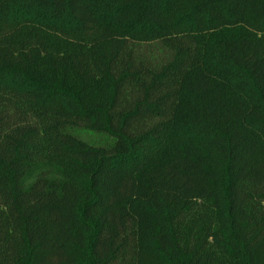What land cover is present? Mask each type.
Listing matches in <instances>:
<instances>
[{"label":"trees","instance_id":"1","mask_svg":"<svg viewBox=\"0 0 264 264\" xmlns=\"http://www.w3.org/2000/svg\"><path fill=\"white\" fill-rule=\"evenodd\" d=\"M0 264H264V0H0Z\"/></svg>","mask_w":264,"mask_h":264},{"label":"rangeland","instance_id":"2","mask_svg":"<svg viewBox=\"0 0 264 264\" xmlns=\"http://www.w3.org/2000/svg\"><path fill=\"white\" fill-rule=\"evenodd\" d=\"M81 136L89 140L97 139V137L88 134H81ZM38 179L59 181L61 178L59 172L53 168L47 166H36L25 177L24 186L27 188Z\"/></svg>","mask_w":264,"mask_h":264}]
</instances>
